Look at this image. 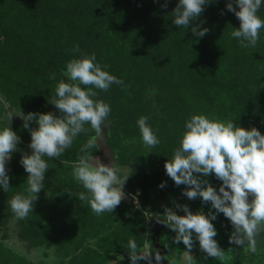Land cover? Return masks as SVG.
Returning a JSON list of instances; mask_svg holds the SVG:
<instances>
[{
	"label": "rangeland",
	"instance_id": "374dc122",
	"mask_svg": "<svg viewBox=\"0 0 264 264\" xmlns=\"http://www.w3.org/2000/svg\"><path fill=\"white\" fill-rule=\"evenodd\" d=\"M0 0V128L10 127L21 138L6 168L10 177L7 192L0 188V264H130L127 244L134 239L166 257L162 264H221L205 253L195 240L188 253L175 243V232L166 225L159 229L157 250L150 238L148 219H164V206L177 210L176 203L191 211L208 213L211 204L189 200L167 176L164 164L179 146L185 121L193 114L210 119L233 120L245 128L256 127L264 134V29L256 48H242L230 36L239 27L234 13L226 10L227 0L205 6L196 22L210 31L202 38L172 23L171 11L178 0ZM235 5V0H233ZM238 7V6H236ZM224 14H221V11ZM264 19V0L258 12ZM79 45L97 62L124 80L127 90L113 84L98 99L111 108L102 141L112 152V162L130 174L124 196L114 212L97 216L90 206L76 198L85 191L72 176L81 146L94 133H81L65 154L47 160L45 187L38 194L33 212L17 220L9 200L27 187V175L20 163L31 135L22 111L53 112L49 100L55 95L66 62L79 53ZM50 73L56 78L50 79ZM155 89L154 94L151 92ZM147 116L160 139L149 149L141 139L137 120ZM30 127H37L30 122ZM89 127V125H85ZM151 151V152H149ZM149 152V153H148ZM93 156L101 158L99 150ZM49 178L62 184L56 186ZM219 189L221 181L207 177ZM166 187L160 188L161 182ZM66 188H70V192ZM251 198V197H250ZM214 211V210H213ZM215 239L231 257L228 264H264V232L257 238L256 253L229 243L232 226L224 215L212 221ZM229 248L231 251H229ZM154 260V257H153ZM146 261H141L140 264Z\"/></svg>",
	"mask_w": 264,
	"mask_h": 264
},
{
	"label": "clouds",
	"instance_id": "9594fccd",
	"mask_svg": "<svg viewBox=\"0 0 264 264\" xmlns=\"http://www.w3.org/2000/svg\"><path fill=\"white\" fill-rule=\"evenodd\" d=\"M215 2L178 0L171 11L172 23L177 27L190 28L194 36L202 38L210 30L201 27L196 22L197 18L206 5ZM167 5L168 0H164L161 6L166 9ZM235 5L238 7L234 6L233 0H227L226 10L234 13L240 22L238 28L233 27L230 36L237 39L242 48L254 49L260 39V31L264 29V19L258 15L262 0H235ZM221 14H224L223 10ZM71 51L79 53V56L66 62L62 75L67 81L59 80L55 95L49 100L60 115L31 111L27 114L22 111L15 113L31 135L28 145L31 153H22L20 160L28 173L27 187L8 202L17 220L29 217L38 194L45 187V173L49 169L45 157H61L81 133L94 134L81 146L78 160L73 164L72 176L85 190L77 193L76 198L100 216L105 212H114L124 196L123 186L130 174L121 175L122 170L118 166L102 163L100 158L93 156L92 150L101 148L104 129L111 123L110 105L97 98L98 92L108 91L113 84L125 91L127 86L123 79L106 70L107 65L97 62L95 53H85L79 45ZM49 78L55 79L56 74L50 73ZM151 92L154 94L155 89ZM12 115L8 116L7 126L0 128V188L5 192L10 188L6 165L21 142L9 125ZM148 119L147 116L139 117L137 125L143 145L151 149L160 144V139L148 124ZM30 122L37 127H30ZM164 168L176 186H185L182 192L185 197L189 200L199 198L203 204H211L207 214L203 209L193 212L187 204L175 205L177 210L183 211V215L164 206L165 218H157V222L164 223L175 232V243L182 242L189 253L195 236L205 258H215L221 264H228L231 257L215 239L218 233L212 222L222 213L233 229L229 243L246 246L245 250L251 253L258 251L257 238L264 232V134L258 128H245L233 120L223 121L210 119L204 114H193L185 121L179 146L174 149L171 159L165 161ZM212 175L221 181L218 190L207 179ZM159 187H166V182L162 181ZM127 248L130 264H140L141 261L162 264L166 259L159 251L151 252L147 246L141 250L134 239L128 241ZM168 264L172 262L168 261Z\"/></svg>",
	"mask_w": 264,
	"mask_h": 264
},
{
	"label": "water",
	"instance_id": "95a60500",
	"mask_svg": "<svg viewBox=\"0 0 264 264\" xmlns=\"http://www.w3.org/2000/svg\"><path fill=\"white\" fill-rule=\"evenodd\" d=\"M99 152L101 154V158H102V163H107V164H111L112 162V152L110 150V148L108 146H106V144L101 140V148L99 149ZM157 218L156 216H151L148 219V224L150 226V238L152 241V244L155 248H157V250L161 249V245L155 241L158 239V231L159 229L163 228L165 226L164 223H158L157 222ZM163 220L162 218H158ZM143 264H147V262L143 263Z\"/></svg>",
	"mask_w": 264,
	"mask_h": 264
},
{
	"label": "trees",
	"instance_id": "16d2710c",
	"mask_svg": "<svg viewBox=\"0 0 264 264\" xmlns=\"http://www.w3.org/2000/svg\"><path fill=\"white\" fill-rule=\"evenodd\" d=\"M130 174H135V175H142L143 177L147 178V174L145 171L143 170H136L133 172H130ZM50 181H52L54 183V185L56 186H61L62 184H60L59 182L54 181L53 179L49 178ZM66 190H68L69 192H73L72 189L70 188H66ZM78 192H80V190H77Z\"/></svg>",
	"mask_w": 264,
	"mask_h": 264
}]
</instances>
